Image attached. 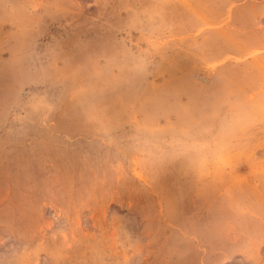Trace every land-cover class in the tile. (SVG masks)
<instances>
[{"label": "rangeland", "instance_id": "obj_1", "mask_svg": "<svg viewBox=\"0 0 264 264\" xmlns=\"http://www.w3.org/2000/svg\"><path fill=\"white\" fill-rule=\"evenodd\" d=\"M0 264H264V0H0Z\"/></svg>", "mask_w": 264, "mask_h": 264}]
</instances>
